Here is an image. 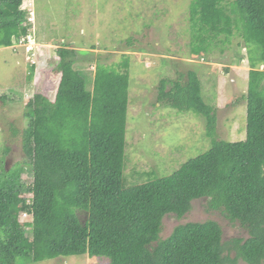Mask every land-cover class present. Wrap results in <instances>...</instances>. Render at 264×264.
I'll return each instance as SVG.
<instances>
[{"label":"trees","instance_id":"16d2710c","mask_svg":"<svg viewBox=\"0 0 264 264\" xmlns=\"http://www.w3.org/2000/svg\"><path fill=\"white\" fill-rule=\"evenodd\" d=\"M24 1L0 0V48L28 33ZM190 17L193 53L208 55L215 44L224 50L235 34L243 39L246 138H218L215 109L203 100L195 71L164 79L158 104L203 115L212 146L168 177L125 187L127 116L93 110V74L75 68L83 61L77 51L59 48L55 100L36 94L25 108L28 180L21 164L8 171V149L0 150V264L72 256L110 264H264V0H192ZM9 99L20 102L23 94ZM199 199L248 237L224 241L221 226L206 221L179 225L162 239L164 218H184Z\"/></svg>","mask_w":264,"mask_h":264},{"label":"rangeland","instance_id":"374dc122","mask_svg":"<svg viewBox=\"0 0 264 264\" xmlns=\"http://www.w3.org/2000/svg\"><path fill=\"white\" fill-rule=\"evenodd\" d=\"M191 3L25 0L22 9L32 13V19L23 24L29 26L28 33L19 45L0 48V150L3 146L8 149V171L21 164V179H29L22 143L28 126L25 108L36 94L55 100L61 77L55 53L61 47L77 51V58L83 61L75 68L93 74V83L88 86L93 93V110L127 116L125 187L168 177L212 146L203 115L158 104L164 79L175 81L181 74L195 71L203 100L215 109L218 138L230 142L245 139L250 65L243 39L235 34L224 50L215 44L209 47L208 55L193 53ZM19 93L22 101L9 99ZM192 203L184 218L173 214L164 218L162 239L169 238L179 225L206 221L221 226L224 241L248 237L245 230L210 210L207 199ZM35 264L110 261L72 256ZM238 264L246 263L240 260Z\"/></svg>","mask_w":264,"mask_h":264},{"label":"clouds","instance_id":"9594fccd","mask_svg":"<svg viewBox=\"0 0 264 264\" xmlns=\"http://www.w3.org/2000/svg\"><path fill=\"white\" fill-rule=\"evenodd\" d=\"M32 19V13L30 12V15H29V21ZM262 67V69H263V71H264V66H261Z\"/></svg>","mask_w":264,"mask_h":264}]
</instances>
